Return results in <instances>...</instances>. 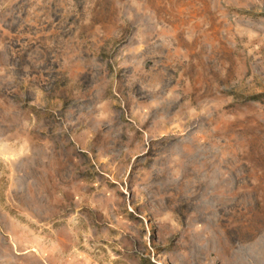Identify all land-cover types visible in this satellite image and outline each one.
Here are the masks:
<instances>
[{"label":"rangeland","instance_id":"rangeland-1","mask_svg":"<svg viewBox=\"0 0 264 264\" xmlns=\"http://www.w3.org/2000/svg\"><path fill=\"white\" fill-rule=\"evenodd\" d=\"M0 264H264V0H0Z\"/></svg>","mask_w":264,"mask_h":264}]
</instances>
